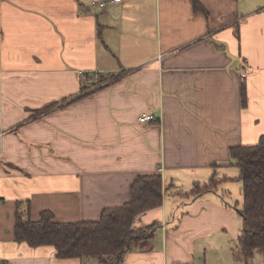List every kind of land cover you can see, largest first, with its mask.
Instances as JSON below:
<instances>
[{
	"label": "crops",
	"instance_id": "1",
	"mask_svg": "<svg viewBox=\"0 0 264 264\" xmlns=\"http://www.w3.org/2000/svg\"><path fill=\"white\" fill-rule=\"evenodd\" d=\"M94 1L0 0V263L96 264L18 242V212L98 221L159 174L163 205L134 228L161 226L124 264H246L218 186L242 191L230 148L264 136V0Z\"/></svg>",
	"mask_w": 264,
	"mask_h": 264
},
{
	"label": "trees",
	"instance_id": "2",
	"mask_svg": "<svg viewBox=\"0 0 264 264\" xmlns=\"http://www.w3.org/2000/svg\"><path fill=\"white\" fill-rule=\"evenodd\" d=\"M106 78L99 77L104 84ZM87 90V88L85 89ZM90 92V91H89ZM243 105L246 104L245 85L242 84ZM231 164L240 172L244 202L239 209L243 229L239 238L236 258L249 264L256 251L264 253V136L255 145L230 148ZM215 178L196 188L201 193L216 188ZM164 202L161 175H140L131 185V199L121 207L107 208L101 218L93 222H57L53 213L44 211L39 221L17 214L15 236L18 242L32 247L53 246L62 259L78 258L96 261V264H124L128 252L151 248L156 231L155 223L134 228L137 216L158 208Z\"/></svg>",
	"mask_w": 264,
	"mask_h": 264
},
{
	"label": "rangeland",
	"instance_id": "3",
	"mask_svg": "<svg viewBox=\"0 0 264 264\" xmlns=\"http://www.w3.org/2000/svg\"><path fill=\"white\" fill-rule=\"evenodd\" d=\"M232 171L233 170H230L229 172L226 173L228 177H232ZM223 176H224V174H223ZM222 178L224 179L225 177H222ZM223 188H225L224 192L226 194H228L227 197H228L230 203H232L234 205V207H236V209H241L243 202H244V197H243V192L241 191V185L239 184V182L230 181V182H227V186H225V185L218 186L219 191H222ZM238 228L243 229L242 222L240 223ZM255 254H256V258L250 260L249 264H253V263H256L258 261L261 264H264V253H262L261 251L258 250V251H256Z\"/></svg>",
	"mask_w": 264,
	"mask_h": 264
},
{
	"label": "built area",
	"instance_id": "4",
	"mask_svg": "<svg viewBox=\"0 0 264 264\" xmlns=\"http://www.w3.org/2000/svg\"><path fill=\"white\" fill-rule=\"evenodd\" d=\"M120 0H99V1H94L93 4L98 6L101 9H106V7L110 4H117L119 3ZM81 81L83 82L84 86L87 88V90L92 91L94 88L95 83H97V81L95 80V78H93L92 76L88 75V73H82L81 76ZM140 121L141 122H151V121H156L155 116L153 115H149V114H143L140 117ZM2 264V263H0Z\"/></svg>",
	"mask_w": 264,
	"mask_h": 264
}]
</instances>
